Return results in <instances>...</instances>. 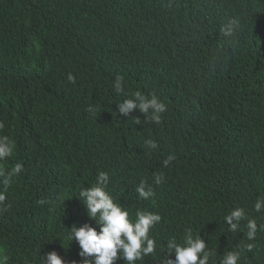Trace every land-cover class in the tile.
<instances>
[{
  "label": "trees",
  "instance_id": "1",
  "mask_svg": "<svg viewBox=\"0 0 264 264\" xmlns=\"http://www.w3.org/2000/svg\"><path fill=\"white\" fill-rule=\"evenodd\" d=\"M263 13L264 0H0V137L14 143L0 160L8 264H43L51 251L79 264L68 232L85 223L99 230L77 196L99 171L130 218L162 217L150 231L156 252L137 264H160L163 245L183 243L187 230L217 264L228 251L240 252L238 264H264V209L254 207L264 197V24L253 19ZM117 75L125 94L114 90ZM135 91L165 103L159 124L138 109L117 114ZM136 112L142 124L131 120ZM107 138L114 146L105 150ZM171 152L182 155L164 167ZM142 181L150 199L136 192ZM236 208L245 219L232 232L224 218ZM249 219L258 226L252 240Z\"/></svg>",
  "mask_w": 264,
  "mask_h": 264
},
{
  "label": "clouds",
  "instance_id": "2",
  "mask_svg": "<svg viewBox=\"0 0 264 264\" xmlns=\"http://www.w3.org/2000/svg\"><path fill=\"white\" fill-rule=\"evenodd\" d=\"M231 5V3L229 2ZM240 14V13H239ZM251 23V15L247 12L242 14ZM264 13L261 16H253L254 22H263ZM237 18L231 21L225 29V35L228 39L234 37L236 31ZM252 29L251 44L256 42L258 34ZM264 29H262L259 33ZM260 38V37H259ZM68 80L72 81L73 76L68 75ZM114 90L119 94H125V78L117 75L113 84ZM123 102L118 103L116 112L123 116L130 115L134 110H139L146 116V120H150L156 124L161 122V114L166 111V105L156 95H145L140 91H135ZM137 124H142V117L136 112L132 119ZM114 132V130L112 131ZM145 144L149 149H154L157 152L161 145L154 140H146ZM114 146V140L107 138L103 143L105 150ZM14 151V143L7 137H0V160L10 157ZM157 155V154H156ZM182 154L171 152L163 161V166L168 167L172 161L179 158ZM22 165L17 164L14 171L20 173ZM184 170L181 171V174ZM94 176V175H93ZM172 176H176L173 174ZM109 174L105 171H99L96 179L91 186L84 187L77 195L86 206L88 216L95 220L99 225V230L88 223L82 226L73 225L68 232V239L78 243L82 258L79 264H117V261L123 259L126 264H137L144 257L152 255L157 250V242L150 236L151 229L160 223L162 217L160 214L150 211L138 210L135 212V218H130V213L121 203L114 201L111 194L106 190L109 183ZM96 181V182H95ZM162 176L155 177V183L161 184ZM139 197L147 200L153 195V189L142 181L136 188ZM4 197L0 195V200ZM257 212L264 209V197L258 198L255 205ZM225 222L228 225L229 231L235 232L240 227V221L245 219V211L243 208H236L225 216ZM247 238L252 240L255 238L258 226L255 219L247 221ZM70 244V246H71ZM252 245L247 246V250L251 251ZM165 252L167 254H165ZM163 258L160 264H217L211 258L216 255L211 249L207 248L205 240L199 234L194 236L191 230H187L183 243H179L176 238H170L163 245ZM174 253V259L172 254ZM9 257L0 254V264H8ZM240 260L239 251H228L223 254L222 259L218 264H238ZM43 264H66V261L56 252L47 253L46 257L42 256ZM72 264H77L73 261Z\"/></svg>",
  "mask_w": 264,
  "mask_h": 264
}]
</instances>
